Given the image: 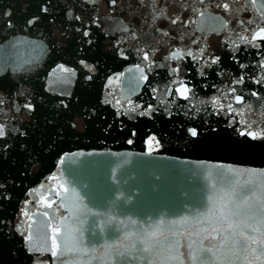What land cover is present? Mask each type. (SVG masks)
<instances>
[{
	"label": "water",
	"instance_id": "95a60500",
	"mask_svg": "<svg viewBox=\"0 0 264 264\" xmlns=\"http://www.w3.org/2000/svg\"><path fill=\"white\" fill-rule=\"evenodd\" d=\"M261 29L264 0H0V264H264Z\"/></svg>",
	"mask_w": 264,
	"mask_h": 264
},
{
	"label": "snow or ice",
	"instance_id": "6c2138e0",
	"mask_svg": "<svg viewBox=\"0 0 264 264\" xmlns=\"http://www.w3.org/2000/svg\"><path fill=\"white\" fill-rule=\"evenodd\" d=\"M225 7H227V5H225ZM261 31L264 32V29H261ZM256 35H260V33H257ZM236 99H237V101L239 102L240 97H237ZM190 131H191V134H192L193 136H195V135L198 134L197 131H196L195 129H192V130H190ZM241 134H242V135H243V134L251 135V136H253V138H256V135H255L254 133H251V132H248V133H241ZM3 135H4L3 131L0 130V136H3Z\"/></svg>",
	"mask_w": 264,
	"mask_h": 264
}]
</instances>
